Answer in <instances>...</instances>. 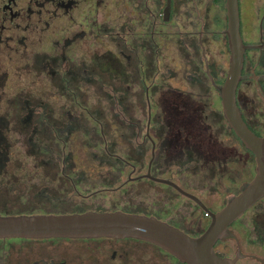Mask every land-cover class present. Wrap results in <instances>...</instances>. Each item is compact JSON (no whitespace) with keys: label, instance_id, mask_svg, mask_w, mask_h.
Here are the masks:
<instances>
[{"label":"flooded vegetation","instance_id":"1","mask_svg":"<svg viewBox=\"0 0 264 264\" xmlns=\"http://www.w3.org/2000/svg\"><path fill=\"white\" fill-rule=\"evenodd\" d=\"M238 10L235 102L262 137L264 0ZM226 24L225 0H0V216L122 211L203 233L256 173L223 113ZM229 230L219 256L264 264V195ZM0 264L185 263L136 237L1 236Z\"/></svg>","mask_w":264,"mask_h":264},{"label":"water","instance_id":"2","mask_svg":"<svg viewBox=\"0 0 264 264\" xmlns=\"http://www.w3.org/2000/svg\"><path fill=\"white\" fill-rule=\"evenodd\" d=\"M225 11L224 34L230 55L227 76L219 88L223 113L227 127L255 156L256 173L221 210L210 213L211 221L204 232L192 237L152 216L122 211H86L62 215L0 216V237H136L160 246L185 264H235L238 256L221 257L214 246L218 240L234 236L229 225L264 195V136H257L247 127L235 102L247 47L240 35L238 0H225Z\"/></svg>","mask_w":264,"mask_h":264},{"label":"rangeland","instance_id":"3","mask_svg":"<svg viewBox=\"0 0 264 264\" xmlns=\"http://www.w3.org/2000/svg\"><path fill=\"white\" fill-rule=\"evenodd\" d=\"M248 173V172H247ZM248 176H249V174H247ZM235 186V185H234ZM209 201H211V203L213 202V201H215V200H212V198H209L208 199ZM238 227V226H237Z\"/></svg>","mask_w":264,"mask_h":264}]
</instances>
